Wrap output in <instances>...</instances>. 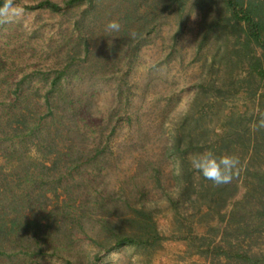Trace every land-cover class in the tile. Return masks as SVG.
<instances>
[{
    "label": "rangeland",
    "instance_id": "1",
    "mask_svg": "<svg viewBox=\"0 0 264 264\" xmlns=\"http://www.w3.org/2000/svg\"><path fill=\"white\" fill-rule=\"evenodd\" d=\"M5 1L11 8L0 15V60H16L31 76L56 70L64 56L73 72L92 66L105 74L92 81L99 92L93 107L84 112L99 124L92 112L98 107L118 108L117 132L108 142L114 152L104 158L106 169L99 172L95 164L79 158L75 181L64 180L65 189L57 193L49 190L45 208L59 214L50 222L60 226L58 250L41 259L43 254L32 249L29 264H248L235 255L264 257V185L257 187L258 175L264 174V81L251 69V62L263 52L254 45L243 48L238 28L222 23L229 16L223 0H191L175 13L164 9L161 0H101L94 8L64 7L68 0H51L63 7L60 12L27 9L44 0ZM16 11L20 15L9 19ZM133 14L135 20L127 21ZM144 15L148 22H143ZM110 20L121 23L119 33L105 31ZM81 34L84 41L75 55L74 38ZM82 107L71 108L77 112ZM240 117L234 124L240 136L231 135L233 144L222 150L205 137L193 149L182 147V153L191 149L182 154L191 188L183 197L175 180L178 157L166 154L173 136L188 121L198 135L208 126ZM55 128L50 127V133L65 138L43 146V152L35 149L36 155L31 149L33 161L50 165L65 157L72 140ZM110 132L101 131L105 139ZM216 133L211 134L213 141ZM88 143L81 150L93 148ZM206 151L238 156L230 183L215 185L192 168V157ZM67 166L65 157L53 173L57 176ZM0 167L6 173L11 169L4 159ZM122 190L127 192V206ZM95 198L97 210L75 209ZM143 205L156 224L157 236L151 244L116 248L105 228L120 222L130 229ZM40 216L41 224L49 223L44 209Z\"/></svg>",
    "mask_w": 264,
    "mask_h": 264
},
{
    "label": "trees",
    "instance_id": "2",
    "mask_svg": "<svg viewBox=\"0 0 264 264\" xmlns=\"http://www.w3.org/2000/svg\"><path fill=\"white\" fill-rule=\"evenodd\" d=\"M100 1L68 0L64 3V7L87 5L94 8L96 2L100 3ZM190 1L161 0V5L164 9H170L175 13L177 10L183 11ZM223 2V8L229 16L222 23L225 25L230 23L234 28H238L240 37L244 38L245 46L243 48H250L254 45L262 50L263 57H255L251 62V69L252 75L264 81V0H223ZM6 3L5 0H0V9ZM27 9L60 12L63 7L51 0H44L27 7ZM131 19L135 20L134 14L128 16L127 21ZM142 20L144 23L149 21L147 15H144ZM83 41V34L79 38L78 36L74 38V44L77 47L75 55L79 53L77 50L80 49ZM74 49L75 46L69 48V50ZM85 51H88L89 54V47H86ZM13 53L19 56L17 50ZM15 54L12 55L16 56ZM61 59H64L63 63L56 62L54 66L56 70L51 69L47 73L40 72L34 76L27 73L22 65L16 64V60L7 63L4 62L6 60H0V160L4 159L11 168L8 170L9 173H6L4 167H0V264H29V253L32 249H37L39 253L43 254L39 257L41 259L47 252L55 253L58 250L55 244L60 226L57 225V222H50L55 217L59 218V214L45 208L47 193L49 190L57 193L59 188L65 189V183L62 184L64 180H69V178L74 180L75 170L80 168V165L79 168H76L78 163L76 160L79 158L86 159L88 163L90 162L89 164H95V168L102 172L106 169L104 158L107 152L111 155L114 152L112 144L108 142L117 132L114 119H116L118 108L110 107L104 111L98 107L92 112V114L96 112L93 115L100 119L99 124L92 123L89 115L84 112L87 106L93 107V100L99 92L95 87L96 84L92 81L102 79L100 75L103 76L105 73L98 74L99 71L93 70L92 66L81 72H73L68 66L69 63L64 62L68 58L64 56ZM87 60H89L88 55L85 58V61ZM81 106L83 107L80 111L72 110V108ZM261 108L264 110L263 106ZM132 119V117L129 118V120ZM240 120L241 117L239 120L232 118L229 122L224 121L219 127L208 126L198 135L194 134L191 128H195L193 122L188 121L177 131L176 136H173L169 147L170 152L166 154L170 157L177 155L180 161L175 160L180 169L175 180L183 197L188 195L191 188L187 186L190 174L187 172L188 167L182 154L191 151V149L185 148V152L182 153V147L187 145L192 148L195 144L202 143L201 139L205 137L207 142H213L216 150L220 151L226 147L225 145L233 144L229 139L231 135L240 136L239 128L234 125H238ZM196 121L199 122V119ZM52 126L56 127V130L62 129L66 138L70 137L72 140L67 148L68 152L65 154L68 166L65 172L59 173L57 176L54 173L60 168V162L65 157L56 158L50 165L46 161L35 162L29 157L31 149L43 152V146L50 147L63 141L64 134L62 137L59 134L50 133ZM102 130L111 131L106 139L101 133ZM214 131L217 132L216 141H213L211 135ZM89 141L93 148L81 150L85 143H87L86 146L90 145ZM103 143L106 146L101 148ZM254 152L257 153L256 148ZM56 177H58V182L55 181ZM258 181L257 187L260 188L264 185V174L258 175ZM37 191L40 194H36ZM210 191L209 189L206 191L207 197L209 196L207 192ZM235 191H238V188H235ZM122 192L125 195L124 204L127 206L129 203V200L126 199L127 192L124 190ZM70 202L74 207V199H70ZM98 203L96 198L91 199L89 203L83 202L75 209H79L82 213L93 209L97 210ZM131 205L133 204H129V206ZM69 207L70 205L67 204V208ZM41 209L47 212L45 218L49 222L48 224H41V221H44L42 220L44 217L40 216ZM137 214L140 218L132 219L130 229L120 222L105 228L116 248L151 244V241L157 236L156 224L151 221V214L147 208L143 205ZM262 215L264 216V212ZM235 257L248 264H264V257H251L245 254H236Z\"/></svg>",
    "mask_w": 264,
    "mask_h": 264
},
{
    "label": "clouds",
    "instance_id": "3",
    "mask_svg": "<svg viewBox=\"0 0 264 264\" xmlns=\"http://www.w3.org/2000/svg\"><path fill=\"white\" fill-rule=\"evenodd\" d=\"M11 8L10 4H5L0 9V14L8 13ZM19 11L12 13L13 17H18ZM121 30V23L118 20H110L105 26V31L110 33H119ZM135 36V33L132 34ZM32 154L36 155L35 149L32 150ZM239 158L234 154H224L217 156L211 151L200 153L191 159V166L205 180L212 181L215 185H224L232 181L235 172L239 166Z\"/></svg>",
    "mask_w": 264,
    "mask_h": 264
}]
</instances>
